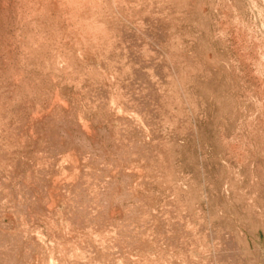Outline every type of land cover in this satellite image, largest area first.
Here are the masks:
<instances>
[{
	"label": "rangeland",
	"instance_id": "rangeland-1",
	"mask_svg": "<svg viewBox=\"0 0 264 264\" xmlns=\"http://www.w3.org/2000/svg\"><path fill=\"white\" fill-rule=\"evenodd\" d=\"M0 264H264V0H0Z\"/></svg>",
	"mask_w": 264,
	"mask_h": 264
}]
</instances>
